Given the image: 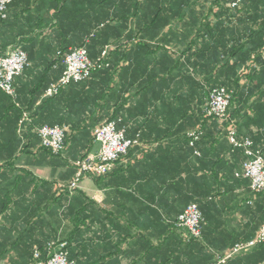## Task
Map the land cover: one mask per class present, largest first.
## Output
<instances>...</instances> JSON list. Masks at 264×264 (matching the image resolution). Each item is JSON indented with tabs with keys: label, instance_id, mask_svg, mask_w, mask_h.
Wrapping results in <instances>:
<instances>
[{
	"label": "crops",
	"instance_id": "obj_1",
	"mask_svg": "<svg viewBox=\"0 0 264 264\" xmlns=\"http://www.w3.org/2000/svg\"><path fill=\"white\" fill-rule=\"evenodd\" d=\"M154 1L159 7L160 0ZM194 1L176 0L177 4L166 6L171 13L168 20L151 24L141 15L146 0L138 7V18L131 15L137 0H62L65 10L78 6L90 10L105 7V12L121 9L123 30L110 36V42H125L134 31L139 42L148 45L134 47L130 42L122 55L111 57L114 66L124 60L121 80L117 73L94 76L81 86L67 87L40 109L38 119L48 126L63 118L97 126L116 113L127 126L128 138L141 134L140 144L130 149L108 176H86L81 181L79 191L95 205L80 214L83 222L76 228L70 249L76 264H195L199 249L187 244L183 229L171 226L189 202L199 203L203 210L205 244L213 251L227 253L237 239H253L264 224V194L253 192L249 179L234 175L242 172L248 157L242 150L231 149L222 123L207 124L200 157L186 144V134L194 127L202 105L200 86L218 75L220 84L236 87L230 115L238 137L251 139L253 149L264 157V0H248L239 10ZM44 4L47 11L51 0H17L12 13L20 16L29 6L37 11V6ZM179 10L185 15L181 19L176 14ZM68 21L73 29L82 25L80 19ZM14 22L13 16L10 25H0V47L6 46L8 51L18 33ZM60 23L56 41H49L56 46L66 35ZM37 56L51 58L46 52ZM26 71L15 80L24 102L45 68L33 71L30 64ZM185 73L195 76L198 85L187 80ZM59 74L52 71L41 79L55 80ZM30 136L35 138L32 133ZM99 149L96 143L91 154ZM74 155L67 152L52 159L34 147L17 151L11 165L5 166L12 171L5 181L4 160H0V211L9 192L2 190L3 184L9 180L21 184L11 193L10 212L0 214V264H28L31 245L36 240L43 243L61 237L62 225L70 224L64 212L71 210L75 215L81 208L77 201L65 204L67 198L62 197L75 176ZM218 187L224 194L210 200ZM59 188H63L61 193L56 192ZM37 204L35 219L32 211ZM74 228L72 225L68 232Z\"/></svg>",
	"mask_w": 264,
	"mask_h": 264
},
{
	"label": "trees",
	"instance_id": "obj_2",
	"mask_svg": "<svg viewBox=\"0 0 264 264\" xmlns=\"http://www.w3.org/2000/svg\"><path fill=\"white\" fill-rule=\"evenodd\" d=\"M16 1L17 0H13L12 3L9 5L8 10H7V17L5 19L0 18V25H2L3 27L11 24L13 16L15 18V21H17L14 23L18 26V30H17L18 33L14 39L15 43H13V45L9 48L21 49L25 51L28 55V59H29V62L31 64V68L33 69V71L39 68V66H43L45 68V71H44V75L41 78H45L47 74L51 73L52 71L59 72L60 74L57 79L51 80V81L40 78V80L36 82V85L34 86V88L32 90H29V99L26 102H24L21 99L20 95L17 92V89H16V92H17L16 100H14L12 97L7 95L5 92L0 90V104H1L0 160L1 161L4 160L2 164L4 167L3 169L5 170L4 173L2 174V177H4L3 181H5L6 175L10 176V178L12 176V171L9 172L8 171L9 167H5V166L11 165V162L16 152L17 151L20 152L21 150H27L32 147L38 148V151H44L45 153L47 152L52 159L60 158L62 157V154L67 153V152L75 154L74 158L77 159L74 165L76 168V171H75V174H76L77 169H78L77 162L87 158L89 155H91V153L94 150V147L96 144V140L94 137V130L96 127L100 125L96 126L94 124L92 125V124H84V123L78 124L77 122L71 123V122H68V120H65L63 118L61 121L57 122V125L65 126L67 128V137L65 140V147L61 153L53 154L51 151L41 146V140H40L38 131L40 128L45 126L46 122L39 121L41 117L40 109H43L42 107L47 105L49 102L57 99L67 87L81 86L84 83L89 82V80H91V78H93L94 76L102 77V76H105L107 73H112V74L117 73V75H119L118 77L121 80L122 71L125 66L124 60L121 59L120 62L114 66V63L112 62L111 57L117 54L122 55V53L126 50V49H123L124 46L129 45L130 42L135 43L133 45L134 47H138V45H143V46H148V45L140 43L138 39V33L134 31H131L128 33L127 35L128 38L125 42L122 40L117 41L116 43L110 42L109 40L110 36H115V35H119L122 33L123 26L119 22H122L124 18H123L121 9L116 10L114 12L109 11V10L108 12H105L104 10L105 7L102 9L100 8L98 10L96 8L93 10H90L87 7L79 8L78 6L76 8L70 7L69 9L65 10L63 7L62 0H51V5L49 6L47 11L44 10L46 7L45 4L43 6H37L38 8L37 11H31V6H29L27 9L23 10L24 14L21 13L20 16H17V15H13L12 13L13 8L16 7ZM66 1L68 2V0ZM71 1H74V0H71ZM104 1H108V0H104ZM120 1L122 2V0ZM202 1L206 4H212L213 7L227 5L229 6V8L233 10H239V8L244 3H246L248 0H244L243 3L237 8H233L232 6H230L229 0H195L194 4L201 3ZM144 2L145 0H142V1L137 0L134 10L131 11V15L133 18H138L139 16L138 7H140V4L143 5ZM154 3H155L154 0H146V4H147L146 11L141 14L143 15L144 19H147V20L150 19L151 24H153L155 21L160 20V19L168 20L169 15L171 13L166 10V6L170 5L171 3L177 4L176 0H160V2L157 1V4L160 6L156 8ZM181 4H185V1L182 2ZM51 9H54L53 13H51ZM211 10H213V8H211ZM212 12L214 13V11ZM176 14L177 15L180 14L179 19L185 16L181 12V10L177 11ZM69 19H73V20L80 19L82 25L80 27H77L76 29H73V27H71V23H69L68 21ZM94 19H96V22L94 21ZM60 22H62V30L63 31L66 30L65 32L66 35L63 36L64 38L62 37L63 43L62 41H59L62 43V45L61 43L60 44L58 43L56 46L50 42L56 41L55 39V37L57 36L56 33L57 31L61 30ZM86 22L88 23V27L85 26ZM26 24H28V27L26 26ZM74 30H76L75 33H74ZM137 30L138 29H136L135 31ZM82 47L87 49L90 60L94 63H100L101 66L92 70L90 77L84 80L83 82L69 84L68 86L64 87L60 91L59 94L53 97H45V93L47 89L53 83H56L60 79V77L63 75L64 69H65V66L63 63L65 55L69 53L72 49L82 48ZM6 48H7L6 46L0 47V55L5 54L8 51V49ZM45 52L48 54L50 53L51 58H48V59L38 58L37 56L38 54L45 53ZM104 52H105V55H103ZM26 73L27 71H25L18 78L23 77ZM188 74L185 73L184 77H186V79L189 81L193 80L198 85L199 81L194 79L196 77L191 76L192 74H189V75ZM162 78L166 79L165 77H162ZM14 85L16 88L15 81H14ZM219 87H229V88L234 89L235 93L232 98L231 105L233 104L235 97H236L235 85L220 84L218 82V75H216V77L209 78L208 81L204 85L200 86V88L202 89V92H201L202 105L199 107V113L198 114L196 113L195 115L196 123L194 127L191 128L186 134L187 135V139H186L187 146L190 147L193 150L194 154L199 157L202 155L200 151V145L203 142V140L206 138V126L209 122L212 121L215 123H219V122L222 123L223 131L226 137L228 133V127L231 124L235 125L230 115L231 105L228 111V115H229L228 119H226L225 121H220L219 119L215 117L208 116L206 113L209 95L214 89L219 88ZM115 88H117V86ZM179 98L180 99L183 98L182 94L180 95ZM38 102L40 106L36 107V104ZM112 120H117V121L120 120L119 127L125 128L127 131V126L123 123L122 117L114 113L111 117L107 118V121H112ZM197 128L201 129L202 135L200 136L199 140L196 142L195 147H191L189 144L188 133L190 131L196 130ZM31 133L35 136V138H30ZM136 135L137 136L139 135V139L141 141V134L138 132ZM237 135H238V131H237ZM244 139H248V138H244ZM227 140H228V137H227ZM229 144L231 145V149L233 151L242 150L244 154H246L243 148H235L230 142ZM196 151L199 152V155L195 153ZM108 174L104 176H93V175H88V176L98 179V178L106 177L108 176ZM237 174L238 173L234 174L237 178L242 177V176H237ZM33 182H34V178H33ZM12 186H14L13 189H11ZM20 186H21L20 182L18 183L15 181L11 182L10 180L9 182H7V184L6 183L3 184L2 190L4 192H8V191L9 192L6 194L5 197H3V202L1 205V211H0L1 215H5L8 212H10L13 206V199H12L11 193L14 192L15 194L17 190H19ZM62 190L63 188H59V189H56V192L61 193ZM221 194L222 195L224 194V190L218 187L217 190L211 195L210 200L215 199ZM259 194L261 195L264 194V191L260 192ZM75 195L77 197H74ZM63 196L67 198L64 201L65 204L68 201H77L79 202L80 206L82 205L81 208L76 212L75 215H73V212L71 210L64 212L65 214L64 217L66 218L65 220L70 219V224L66 223V225L65 224L62 225L61 237L56 236L54 238H51L49 241H45L43 243L36 240L31 245V256H30L28 264H33L35 262L34 260L35 247L39 251L42 252L43 259L46 260L48 258L49 245L52 243L58 244L62 242L67 244L66 249L69 253L70 261H72L73 264H76L70 255V249L73 245V237H75L76 228L81 225V222H83V220L80 217V214L83 211L89 212L90 206L94 203L87 197L83 196V194L79 191V189L73 190V191L66 189L65 191H62V197ZM192 203H195L199 206L202 212V215H203V219H204V213L199 203L189 202V204L185 206L183 211L179 213L177 218L171 221V226L173 228H178L176 225L178 217ZM40 204L33 205L34 210L32 212L34 214L33 218L35 219L38 216V212L36 210L40 207ZM14 205H16V203H14ZM71 208H73V206ZM72 225H74L75 228L73 229V231L71 230L70 232H68V229H70ZM4 226H6V224H4ZM206 238L207 236L205 235V219H204L201 238L188 239L187 241L188 245H195L199 249V252L197 253L195 257V260H196L195 264H212L215 261V258L217 255L223 256L226 254L224 252L221 253L219 251H215V250L213 251V249L206 246L205 244V240H207ZM237 241L240 242V240L237 239L235 243H232V245L229 246L230 248H228L227 250L228 252L236 244ZM204 251H206L205 255H204ZM200 252L201 254L203 253V256L200 254ZM247 262H249V264H262V262H264V244L259 245L253 248L252 250L244 252L243 255H240L238 257H234L228 260L225 264H237V263L248 264Z\"/></svg>",
	"mask_w": 264,
	"mask_h": 264
},
{
	"label": "built area",
	"instance_id": "obj_3",
	"mask_svg": "<svg viewBox=\"0 0 264 264\" xmlns=\"http://www.w3.org/2000/svg\"><path fill=\"white\" fill-rule=\"evenodd\" d=\"M13 0H0V18L7 17V10ZM244 0H229L230 6L239 7ZM105 55V52L104 54ZM64 72L60 79L53 83L46 91L45 97H53L72 83H80L90 77L92 70L101 66L90 60L86 48L72 49L64 57ZM30 66L28 55L21 49H11L0 55V90L12 97L17 98L14 85L16 78L20 77ZM234 89L219 87L214 89L208 100L206 113L220 121L228 119V111L234 96ZM120 120H112L103 123L94 130L96 143L100 149L97 154H91L87 158L77 162V172L71 182L67 185L70 191L80 189V183L88 175L104 176L110 173L115 164L124 156L128 155L130 149L140 144L139 135L133 139L127 137L126 129L119 127ZM41 146L59 154L64 150L67 137V128L61 125H45L38 131ZM202 135L200 128L188 133L189 144L195 147L196 142ZM227 137L235 148H243L248 160L243 165V170L237 176H242L250 181V188L253 192L264 191V157L253 149V142L250 139H239L236 126L231 124L228 127ZM199 155V152H195ZM203 215L199 206L190 204L178 217L177 227L186 231L192 239H199L203 231ZM264 244V224L257 235L245 242L236 243L225 255H217L212 264H225L233 257L248 251L256 246ZM67 244L52 243L49 245L48 258L43 259V254L35 247L33 264H73L70 261Z\"/></svg>",
	"mask_w": 264,
	"mask_h": 264
},
{
	"label": "rangeland",
	"instance_id": "obj_4",
	"mask_svg": "<svg viewBox=\"0 0 264 264\" xmlns=\"http://www.w3.org/2000/svg\"><path fill=\"white\" fill-rule=\"evenodd\" d=\"M185 231V230H184ZM186 232V231H185ZM187 234V233H186ZM187 237H188V239H192V238H190L188 235H187Z\"/></svg>",
	"mask_w": 264,
	"mask_h": 264
}]
</instances>
